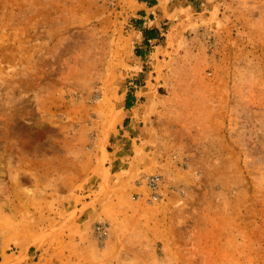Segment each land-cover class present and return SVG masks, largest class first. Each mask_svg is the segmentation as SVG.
<instances>
[{"label":"rangeland","instance_id":"obj_1","mask_svg":"<svg viewBox=\"0 0 264 264\" xmlns=\"http://www.w3.org/2000/svg\"><path fill=\"white\" fill-rule=\"evenodd\" d=\"M140 7L0 0V264H264V0Z\"/></svg>","mask_w":264,"mask_h":264},{"label":"built area","instance_id":"obj_2","mask_svg":"<svg viewBox=\"0 0 264 264\" xmlns=\"http://www.w3.org/2000/svg\"><path fill=\"white\" fill-rule=\"evenodd\" d=\"M144 190L137 193V198L144 199L148 204L165 201L175 192V185L161 173H151L143 177ZM109 227L107 223H97L94 228L95 237L104 241L108 236ZM1 242V236H0Z\"/></svg>","mask_w":264,"mask_h":264},{"label":"crops","instance_id":"obj_3","mask_svg":"<svg viewBox=\"0 0 264 264\" xmlns=\"http://www.w3.org/2000/svg\"><path fill=\"white\" fill-rule=\"evenodd\" d=\"M155 1H156L155 4H152L150 1H140L141 7L139 9V12H141V15H139V18L145 20L144 27L158 28L159 24H157V23L153 24L152 23L153 14H156V9H154V8L158 7L160 0H155ZM148 19H149V23L146 21ZM142 36H143V34H142ZM143 40H145V37H143ZM156 41H158V40L157 39L150 40V42H156ZM137 85H135V88ZM127 97H128V101H127ZM140 98H141V94H140L139 90H135V91L130 90L127 93L126 97H124V99L122 100V109L124 110V113H125L124 119H123L124 124L130 123V125H131L132 123H136L135 121L137 120L136 118L138 115L135 112V109L139 105L138 102L140 101ZM128 104H130L131 106L127 107Z\"/></svg>","mask_w":264,"mask_h":264},{"label":"trees","instance_id":"obj_4","mask_svg":"<svg viewBox=\"0 0 264 264\" xmlns=\"http://www.w3.org/2000/svg\"><path fill=\"white\" fill-rule=\"evenodd\" d=\"M140 1H150L152 4H155V0H140ZM137 22H141L143 24L141 26V31L143 34V37H145V40H143V45L137 47V55L140 57H145L147 55L148 49L152 47L153 42H150L152 39H157L159 40L162 37V34L157 28H149V27H144V20L143 19H137ZM130 94V93H129ZM128 101V97H127ZM131 105L128 104L127 107H130Z\"/></svg>","mask_w":264,"mask_h":264}]
</instances>
